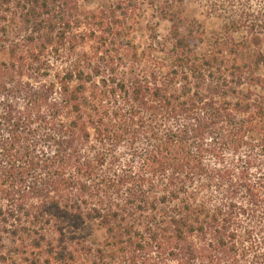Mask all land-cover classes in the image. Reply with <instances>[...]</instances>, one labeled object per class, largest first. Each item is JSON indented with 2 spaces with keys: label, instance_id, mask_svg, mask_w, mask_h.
<instances>
[{
  "label": "trees",
  "instance_id": "1",
  "mask_svg": "<svg viewBox=\"0 0 264 264\" xmlns=\"http://www.w3.org/2000/svg\"><path fill=\"white\" fill-rule=\"evenodd\" d=\"M88 2L0 0V264H264V0Z\"/></svg>",
  "mask_w": 264,
  "mask_h": 264
},
{
  "label": "rangeland",
  "instance_id": "2",
  "mask_svg": "<svg viewBox=\"0 0 264 264\" xmlns=\"http://www.w3.org/2000/svg\"><path fill=\"white\" fill-rule=\"evenodd\" d=\"M98 2H99V0H89L88 6L90 8H95L98 5ZM193 9H194L195 13L197 14V16L199 18H202V16L199 15V9L196 7H193ZM215 25H216V20H214V19L207 20V27L208 28H211L212 26H215ZM164 28H166V23L162 24V29H164Z\"/></svg>",
  "mask_w": 264,
  "mask_h": 264
}]
</instances>
